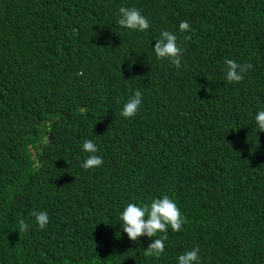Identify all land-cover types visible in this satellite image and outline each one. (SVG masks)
Returning a JSON list of instances; mask_svg holds the SVG:
<instances>
[{
    "label": "trees",
    "instance_id": "1",
    "mask_svg": "<svg viewBox=\"0 0 264 264\" xmlns=\"http://www.w3.org/2000/svg\"><path fill=\"white\" fill-rule=\"evenodd\" d=\"M120 7L149 29L119 26ZM163 31L179 68L156 59ZM226 59L253 68L229 83ZM261 110L264 0H0V157L23 150L0 170V264H178L196 247L199 264H264ZM85 140L102 166H81ZM165 195L186 223L145 256L152 240H130L120 214ZM33 210L48 213L43 230Z\"/></svg>",
    "mask_w": 264,
    "mask_h": 264
},
{
    "label": "clouds",
    "instance_id": "2",
    "mask_svg": "<svg viewBox=\"0 0 264 264\" xmlns=\"http://www.w3.org/2000/svg\"><path fill=\"white\" fill-rule=\"evenodd\" d=\"M119 19L118 25L122 28L133 30L136 32H145L149 29L150 24L141 12L133 7H120L118 10ZM181 32L193 31L188 21H181L179 24ZM185 40H190V36H185ZM178 37L169 31H163L159 38L155 41L153 48L157 60H169L173 66L179 68L181 66V56L183 49L178 46ZM226 79L229 83H239L244 79V74L253 68V65L240 64L234 60H225ZM142 104V93L137 90L135 94L128 99L121 110V116L131 119L136 116ZM256 125L260 132H264V110L259 111L255 116ZM47 139L49 142V135L53 134L47 132ZM31 150L35 155H39V151L35 150L32 145ZM41 147V145H40ZM82 150L90 155L83 161L82 167L85 170L97 168L103 165V158L96 155L98 148L91 140H85L82 145ZM23 157V150L21 147L16 152H12L7 156L0 157V170H7L14 167ZM39 158L35 159V166L40 162ZM30 215L35 218L36 223L40 229L46 228L49 223L48 213L45 211L33 210ZM120 221L122 231L127 233V236L132 241H137L140 237L146 236L152 240L147 249L144 251L145 256L159 258L165 251L164 241L167 236L157 237L158 233H167L169 226L173 232H180L183 230V225L186 220L182 216L178 205L167 195L162 198H156L149 204L138 206L135 203H129L120 214ZM29 225L21 219L19 221V232L27 231ZM198 247L181 254L178 257V264H199Z\"/></svg>",
    "mask_w": 264,
    "mask_h": 264
},
{
    "label": "bare ground",
    "instance_id": "3",
    "mask_svg": "<svg viewBox=\"0 0 264 264\" xmlns=\"http://www.w3.org/2000/svg\"><path fill=\"white\" fill-rule=\"evenodd\" d=\"M47 62V61H46ZM46 62H44L45 64H47ZM246 64V63H245ZM49 66H50V64H49ZM36 68V67H35ZM37 69H38V67H37ZM48 69V68H47ZM56 69V68H55ZM54 69V70H55ZM51 70V69H50ZM41 71H43L42 69H41ZM52 72H54V71H52ZM55 74V73H54Z\"/></svg>",
    "mask_w": 264,
    "mask_h": 264
},
{
    "label": "water",
    "instance_id": "4",
    "mask_svg": "<svg viewBox=\"0 0 264 264\" xmlns=\"http://www.w3.org/2000/svg\"><path fill=\"white\" fill-rule=\"evenodd\" d=\"M53 139V137H52V135L50 134L49 135V140H52ZM37 162H39V161H37Z\"/></svg>",
    "mask_w": 264,
    "mask_h": 264
}]
</instances>
